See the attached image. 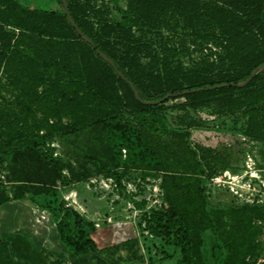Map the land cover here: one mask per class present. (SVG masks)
Listing matches in <instances>:
<instances>
[{
  "label": "trees",
  "instance_id": "1",
  "mask_svg": "<svg viewBox=\"0 0 264 264\" xmlns=\"http://www.w3.org/2000/svg\"><path fill=\"white\" fill-rule=\"evenodd\" d=\"M56 1L59 12L0 0V209L36 206L56 248L0 230V264H146L138 238L100 249L97 227L57 201L59 189L101 176L124 191L132 173L161 179L168 209L144 217L180 251L177 264H264V204L211 205L206 195L220 173L241 175L250 152L264 172V70L238 87L264 66V0H126L121 23L113 0H66L76 27ZM188 44L203 56L191 68ZM212 106L244 121L245 141L199 138L207 123L196 115Z\"/></svg>",
  "mask_w": 264,
  "mask_h": 264
},
{
  "label": "rangeland",
  "instance_id": "2",
  "mask_svg": "<svg viewBox=\"0 0 264 264\" xmlns=\"http://www.w3.org/2000/svg\"><path fill=\"white\" fill-rule=\"evenodd\" d=\"M20 1L30 8L60 11L56 0ZM109 4L112 10V21L121 23L122 18L116 9L117 7L124 8L126 0H113ZM182 39L183 36L178 34L173 45H178ZM188 47L191 50V54L181 60L185 67L191 68L195 64H198L203 59V56L201 53L196 52L190 44H188ZM209 48L219 52V50L212 47ZM207 54H209V51L204 52V55ZM209 61H216V56L210 58ZM196 116L207 123V127H203L202 131L199 132L201 140L206 141V139L214 137L215 141L227 145H234L236 140H246L240 132L244 127V121L240 120L236 123L233 119L220 117L221 114L216 106L205 108ZM207 129H210V131ZM250 146L246 145L245 148L250 149ZM52 147L55 150V158H67V151H65V148L61 144L55 142ZM123 154L125 158L128 155L126 151H123ZM248 157H251L253 160L249 162V165H247ZM258 159L257 151L250 152L245 158V168L241 175L233 176L227 173H220L216 179L207 181L206 195L210 204L235 206L246 203L264 204V172L259 171L257 168ZM248 166L251 168H248ZM5 173L6 165H3L0 168L1 180ZM102 178V176L95 177L84 183L80 188L71 186L67 190L59 189L58 203H64L65 207L74 209L81 216L92 222L99 232L115 231L118 228L124 231L133 229L137 235L136 238L140 241V254L145 257L146 264L149 261H152L150 264H177V261L180 259V251L172 244H167L162 237L151 233L144 217L146 213L139 212L138 207L133 208V204L130 202L134 200L133 195L140 200L149 198L154 200L156 198L155 192L160 187L161 179L149 178L143 180L141 175L137 173L125 175L122 178V185L125 190L122 191L119 187L117 189L113 187L109 182H107V185L102 184ZM104 180L107 179L104 178ZM161 197L160 202L162 205L157 204L155 206H157L158 211L165 213L168 205ZM151 202L149 204L154 205ZM36 210H38L37 207L29 202L14 204L11 207L0 209V229L3 231H11L15 228L27 229L38 244L44 243L50 250L56 249L54 248L55 237L53 231L55 226L46 214H39ZM150 227L156 231L154 224ZM92 237L97 246L99 243L102 244L99 242L98 235ZM207 238L208 249H211L212 237L210 233L207 234ZM121 240H124V238H118L117 242L121 243ZM112 245L114 244L112 243ZM121 254L125 256L127 252L123 251ZM262 262L264 260L260 261V263ZM209 264H213L211 258L209 259Z\"/></svg>",
  "mask_w": 264,
  "mask_h": 264
},
{
  "label": "crops",
  "instance_id": "3",
  "mask_svg": "<svg viewBox=\"0 0 264 264\" xmlns=\"http://www.w3.org/2000/svg\"><path fill=\"white\" fill-rule=\"evenodd\" d=\"M16 204H20V203H16ZM8 207H11V206H8ZM18 230H21V231H24V232L31 234L27 229H22V228H15L11 231L1 230V232L5 233V234H12L14 231H18ZM94 235H98L99 242L102 243V244L98 245L100 249L110 247V245H112V243L114 245L119 244V242H117L118 238H120V239L124 238V240H121V243H122V242H125V241L130 240V239H135L137 237V235L135 234V231L133 229L128 230V231H124L121 228H118L115 231L109 230V231H100L99 232V230H98L95 234H93V236Z\"/></svg>",
  "mask_w": 264,
  "mask_h": 264
},
{
  "label": "built area",
  "instance_id": "4",
  "mask_svg": "<svg viewBox=\"0 0 264 264\" xmlns=\"http://www.w3.org/2000/svg\"><path fill=\"white\" fill-rule=\"evenodd\" d=\"M251 161H253L252 160V158L251 157H248V161H247V165H249V162H251ZM248 168H251L250 166H248ZM228 175H231L230 173H228V172H226ZM102 184H104V185H107V182H109V183H111L112 185H113V187H115L116 189H117V184L112 180V179H107V180H104V178H102ZM158 190L155 192L156 193V198L154 199V200H151L150 198L149 199H144V200H140L139 198H137V197H135L134 195H133V198H134V200H136V201H130L132 204H133V208H136V207H138L135 203H139V204H143V203H145V206H144V208H139V212H144V213H146V214H150L152 211H158V208H157V206H155V205H157V204H159V205H162V203L160 202V196H162L161 198H163V192H162V190L160 189V187L159 188H157ZM138 193V192H137ZM136 194V193H135ZM136 196H138V195H136ZM154 196V195H153ZM152 198V197H151ZM148 202H146V201ZM153 202V204L154 205H150L149 203L150 202ZM151 202V203H152Z\"/></svg>",
  "mask_w": 264,
  "mask_h": 264
},
{
  "label": "water",
  "instance_id": "5",
  "mask_svg": "<svg viewBox=\"0 0 264 264\" xmlns=\"http://www.w3.org/2000/svg\"><path fill=\"white\" fill-rule=\"evenodd\" d=\"M62 2H63V4H64V7H65V11H66V15H67V17H68V19H69V21H70V23L72 24V26L73 27H76L75 26V24H74V22H73V20H72V18H71V16H70V13H69V9H68V5H67V2H66V0H62ZM77 32L85 39V40H87L88 42H90L91 44H92V42L90 41V40H88L79 30H77ZM104 59H106L113 67H115L114 66V64H113V62H111L108 58H106V56H104V55H101ZM116 69V68H115ZM262 70H264V66L263 67H260L258 70H256L254 73H253V75H252V77L251 78H249L246 82H244V83H241V84H239L238 85V87H241V88H243V87H246L249 83H250V81L255 77V76H257L258 75V73H260ZM118 74L121 76V74L118 72ZM133 88V90H134V93H135V96H136V98L138 99V100H140V98H139V96H138V94H137V92H136V90L134 89V87H132ZM205 90H208V89H205ZM197 92H199V91H197ZM167 99V98H166ZM144 104H149V103H147V102H143ZM157 104V103H156Z\"/></svg>",
  "mask_w": 264,
  "mask_h": 264
},
{
  "label": "bare ground",
  "instance_id": "6",
  "mask_svg": "<svg viewBox=\"0 0 264 264\" xmlns=\"http://www.w3.org/2000/svg\"><path fill=\"white\" fill-rule=\"evenodd\" d=\"M84 211V210H83Z\"/></svg>",
  "mask_w": 264,
  "mask_h": 264
}]
</instances>
